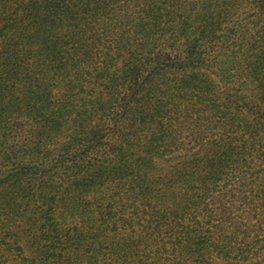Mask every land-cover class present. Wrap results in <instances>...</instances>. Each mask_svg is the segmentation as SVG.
<instances>
[{
	"label": "trees",
	"instance_id": "16d2710c",
	"mask_svg": "<svg viewBox=\"0 0 264 264\" xmlns=\"http://www.w3.org/2000/svg\"><path fill=\"white\" fill-rule=\"evenodd\" d=\"M0 264H264V0H0Z\"/></svg>",
	"mask_w": 264,
	"mask_h": 264
}]
</instances>
